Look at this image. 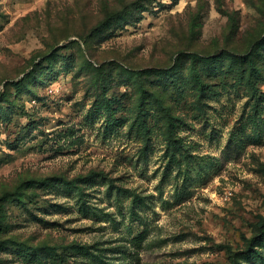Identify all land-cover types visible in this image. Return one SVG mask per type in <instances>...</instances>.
<instances>
[{
    "label": "rangeland",
    "instance_id": "1",
    "mask_svg": "<svg viewBox=\"0 0 264 264\" xmlns=\"http://www.w3.org/2000/svg\"><path fill=\"white\" fill-rule=\"evenodd\" d=\"M0 264H264V0H0Z\"/></svg>",
    "mask_w": 264,
    "mask_h": 264
},
{
    "label": "trees",
    "instance_id": "2",
    "mask_svg": "<svg viewBox=\"0 0 264 264\" xmlns=\"http://www.w3.org/2000/svg\"><path fill=\"white\" fill-rule=\"evenodd\" d=\"M143 93H144V96H148V93H147V91L144 89V91H143ZM157 101V104L160 106V108L163 110V111H165V113H167V109L163 106V104L161 103V101L159 100V99H157L156 100ZM173 133H174V131H173V122L171 121V119H170V121H169V123H168V134H169V136H170V139L173 141Z\"/></svg>",
    "mask_w": 264,
    "mask_h": 264
}]
</instances>
